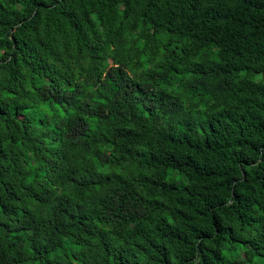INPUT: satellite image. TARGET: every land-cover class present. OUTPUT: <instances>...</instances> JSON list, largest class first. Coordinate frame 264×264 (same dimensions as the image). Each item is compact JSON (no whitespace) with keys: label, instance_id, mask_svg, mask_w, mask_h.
I'll return each instance as SVG.
<instances>
[{"label":"trees","instance_id":"1","mask_svg":"<svg viewBox=\"0 0 264 264\" xmlns=\"http://www.w3.org/2000/svg\"><path fill=\"white\" fill-rule=\"evenodd\" d=\"M0 264H264V0H0Z\"/></svg>","mask_w":264,"mask_h":264}]
</instances>
